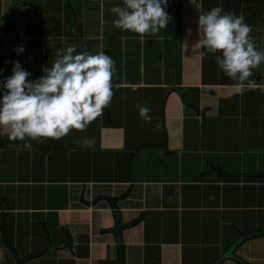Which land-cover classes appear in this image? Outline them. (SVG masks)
I'll use <instances>...</instances> for the list:
<instances>
[{
  "label": "crops",
  "instance_id": "0c3cea01",
  "mask_svg": "<svg viewBox=\"0 0 264 264\" xmlns=\"http://www.w3.org/2000/svg\"><path fill=\"white\" fill-rule=\"evenodd\" d=\"M107 1L20 0L12 18L20 35L12 45L7 14L13 0H0V82L12 74L13 49L32 81L73 45L78 52L102 51L116 63L110 106L85 131L74 129L59 141H10L0 128V264H121L125 245L127 264H209L239 236L264 230V176L225 178L214 168L264 172V63L238 93L215 56L192 47L199 38L197 8L175 0L181 7L166 9L175 20L160 30L162 75L148 79L141 60L139 78L124 80L122 73L132 70L118 71V56L121 49L133 56L135 46H122L116 16L101 20V10L123 6L112 0L105 11ZM262 2L199 0L205 12L222 6L243 14L264 51V10L257 20ZM163 54L169 60L161 63ZM176 65L173 87L185 89L183 97L166 94ZM137 102L150 109V122ZM86 138L94 139L93 148L83 147ZM137 144L144 146L133 150ZM101 195L121 197L124 246L112 235L117 217ZM235 254L246 264H264V234L245 239Z\"/></svg>",
  "mask_w": 264,
  "mask_h": 264
},
{
  "label": "clouds",
  "instance_id": "9594fccd",
  "mask_svg": "<svg viewBox=\"0 0 264 264\" xmlns=\"http://www.w3.org/2000/svg\"><path fill=\"white\" fill-rule=\"evenodd\" d=\"M168 2L123 0V6L110 10L117 17L113 25L141 38L154 36L167 28ZM189 3L199 13V38L192 47L214 55L217 66L236 82V91L242 94L247 84L252 83L253 70L264 63V51L258 50L253 42L251 27L243 14L225 12L222 6L205 12L199 0H189ZM24 50L20 46L17 52ZM13 65L12 75L0 82V88L5 90L0 98V128L6 130L10 141H59L74 129L85 131L103 115L114 96L112 81L116 63L102 51L91 54L69 46L35 81L28 79L31 73L19 61ZM136 108L143 119L151 121L149 108L140 102ZM81 143L85 148L95 146L91 138Z\"/></svg>",
  "mask_w": 264,
  "mask_h": 264
},
{
  "label": "rangeland",
  "instance_id": "374dc122",
  "mask_svg": "<svg viewBox=\"0 0 264 264\" xmlns=\"http://www.w3.org/2000/svg\"><path fill=\"white\" fill-rule=\"evenodd\" d=\"M78 0H70V2L74 5L75 2ZM116 4L120 5L123 4L122 0H113ZM175 0H172V4H167V7H170L169 5H172L171 7H181L180 2H174ZM111 3L112 0H108L107 2L104 3V7H105V11L106 8H111ZM113 8V7H112ZM167 11V10H166ZM172 11V10H171ZM173 11L170 13V20L172 19V21L175 20L174 15L172 14ZM80 15V14H79ZM78 15V16H79ZM98 16H96V20H98L97 18ZM115 17V15L109 10L108 12H104L101 10V20L103 21V19H107V18H112ZM94 25V23H93ZM124 34V39L122 40V43L124 46L125 44L129 43L131 46H135V53L133 54V56H131L129 54V51L131 52V49L127 52H125L123 49L120 50V54L118 56V60H117V65H118V71H122V69H124V66H126L127 68L131 69V72H125L122 73V77L124 80H135L138 79L140 74L137 76V71L140 70L141 68V60L143 61V69H144V76H146L148 79L151 80H157L158 77L160 75H162V65L163 64H159V56L161 54V52L163 51V45H162V40H161V33H159V35L155 34L154 36H145L143 38H141L138 34L130 32V31H123ZM132 34L130 36L127 37V35ZM166 34H168V30L166 29ZM14 34L15 35H20V30H18L17 25H16V29H14ZM136 36H138V40H136ZM11 37V36H10ZM10 37L8 38V41L10 43ZM167 38V37H166ZM22 37H20L18 40H21ZM120 41V37L117 39V43ZM142 41V42H141ZM156 43V46H154V44ZM11 44V43H10ZM156 47V48H155ZM162 49V51H161ZM184 54L181 56V61H180V68L182 69L184 64V58H183ZM164 59V60H163ZM169 60L168 57H166L163 54V58H161V63H163L164 61ZM158 63L159 65H154V64H150V63ZM155 71H154V70ZM153 71V72H151ZM156 72V73H154ZM126 78H125V77ZM142 79V78H140ZM127 230V229H126ZM124 230V231H126ZM114 236L115 239V235L112 234ZM123 237V234H122ZM104 238V237H103ZM102 238V240H103ZM116 241V239H115ZM117 243V242H116ZM124 246V243H121ZM126 247H123V250H119V256L121 258V262L123 264H127V252H128V247L127 245H125Z\"/></svg>",
  "mask_w": 264,
  "mask_h": 264
},
{
  "label": "water",
  "instance_id": "95a60500",
  "mask_svg": "<svg viewBox=\"0 0 264 264\" xmlns=\"http://www.w3.org/2000/svg\"><path fill=\"white\" fill-rule=\"evenodd\" d=\"M66 1L69 3V0H66ZM21 3L22 2H20V0H13L12 7H11V9L9 11V14H8V22L10 24V32L12 34L11 39H10V43L12 45L14 44V41H15V38H16L15 34H14L13 25H12V18H13V14L15 12L16 7L19 4H21ZM263 10H264V0L262 2L261 8L257 12V20L260 19L261 12ZM168 26L170 27L169 21H168ZM180 48H181L180 42L177 41V43H176V52L178 54V58L180 56ZM111 49H112V46H111ZM12 52H13V62L17 61L16 56H15V50L13 49ZM111 53H113L112 50H111ZM12 69H13V67H12ZM263 81H264V79H263ZM177 82H178V70H177V65H176L175 70H174V76H173L171 87L166 89V94H169L172 91H176L179 94V96H181V97L184 96V94L186 93L185 89L173 87V86H176ZM164 143L166 144V140L164 141ZM214 168L217 169V171L219 172L220 177H225V178H232V179L240 178V177L259 178V177L264 176V172L259 173V174H255V175L247 176V175H241V174H238V173L237 174H231V173L225 172V171L221 170V168L219 166H214ZM99 198L105 199L106 202L108 203L110 209L115 211V215H116L117 218H116V225L112 229V233L115 235L116 242L117 243H121L122 240H123L122 239V231L127 227V225L122 224V221H121V218H120V212H119L118 206H117V202L121 199V197L113 198V197H110V196H102L101 195ZM263 233H264V230L260 231V232H254V233H250V234L239 236L238 239L228 247V249L223 253L222 256H220L219 258H217L216 260H214L213 262H211L209 264H220L225 259H229V260H232V261H237L238 263H243L244 261L235 254L236 249L238 248L239 245H241L244 242L245 239H249V238H253V237H256V236H260ZM24 262H25L24 260H19V264H24ZM121 264H123V263L121 262Z\"/></svg>",
  "mask_w": 264,
  "mask_h": 264
},
{
  "label": "trees",
  "instance_id": "16d2710c",
  "mask_svg": "<svg viewBox=\"0 0 264 264\" xmlns=\"http://www.w3.org/2000/svg\"><path fill=\"white\" fill-rule=\"evenodd\" d=\"M31 144H33V145H35L36 147H38V148H40L41 150H43V151H47L48 150V148H46V147H39V145H37V144H35V143H31ZM142 146H144V144H137L134 148H133V150H136V149H138V148H140V147H142ZM264 234V233H263ZM46 238L48 239V233L46 232ZM120 247H122V246H120ZM41 254V253H40ZM39 255V254H38ZM243 264H246V263H244L243 262Z\"/></svg>",
  "mask_w": 264,
  "mask_h": 264
}]
</instances>
